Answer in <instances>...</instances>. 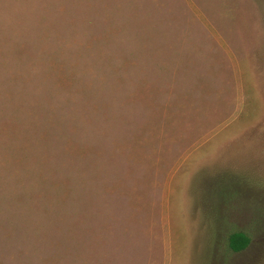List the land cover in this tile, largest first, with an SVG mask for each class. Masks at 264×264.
Instances as JSON below:
<instances>
[{
    "label": "rangeland",
    "instance_id": "rangeland-1",
    "mask_svg": "<svg viewBox=\"0 0 264 264\" xmlns=\"http://www.w3.org/2000/svg\"><path fill=\"white\" fill-rule=\"evenodd\" d=\"M0 264H264V0H0Z\"/></svg>",
    "mask_w": 264,
    "mask_h": 264
},
{
    "label": "trees",
    "instance_id": "trees-1",
    "mask_svg": "<svg viewBox=\"0 0 264 264\" xmlns=\"http://www.w3.org/2000/svg\"><path fill=\"white\" fill-rule=\"evenodd\" d=\"M251 244V238L242 232L233 233L229 238V247L234 253H241Z\"/></svg>",
    "mask_w": 264,
    "mask_h": 264
}]
</instances>
